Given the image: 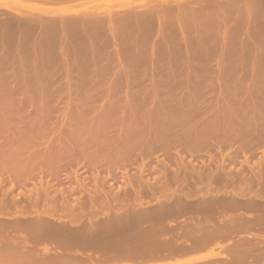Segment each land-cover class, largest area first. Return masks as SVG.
Returning a JSON list of instances; mask_svg holds the SVG:
<instances>
[{
  "label": "rangeland",
  "instance_id": "374dc122",
  "mask_svg": "<svg viewBox=\"0 0 264 264\" xmlns=\"http://www.w3.org/2000/svg\"><path fill=\"white\" fill-rule=\"evenodd\" d=\"M208 3L212 5L210 6ZM263 8L264 0H0V65L4 63L3 66L1 65L2 67H0V264H234V261L236 260L243 261V264H248V262L249 264H251L250 262H252V260L254 262L258 258V260L260 261L261 256L264 257V255H262V253L264 252V226L261 225L262 218H259L261 217V215H263V210L262 212L255 211V213L253 211H245H248L246 205L250 203L253 198L258 203H264V182H262V179L264 181V175H262L263 177H259L260 181L257 177L259 173L264 170V167L261 169L262 165L264 166V161H261L264 159V147L262 143L259 147L260 149L262 147L263 151L260 149L257 150V148L252 149V151L257 150L256 152H251V150H247L242 147L243 145L241 143L237 144L235 142H239L241 141V139L243 141V137L244 140H246L245 142H248L247 139H249V136H252L254 134L253 136L256 137L258 136L257 131H260V129L262 130V128L264 129V125L261 124L264 123V101H262V98L264 97H262L263 94L260 93L264 92V41L262 38V36H264ZM211 10L214 11V13ZM155 11L156 13H153L155 15L152 14V16H157L154 18L149 17L150 13ZM231 11L233 13H230ZM158 12L160 13V16L158 15ZM148 13L149 19L145 20L146 18H148L145 14ZM170 15L172 17L174 16L175 18L171 17L172 19L169 20ZM198 15L199 17L202 16V19H198ZM133 16L135 17L134 21L131 20L132 18H134ZM144 16L146 17L145 19ZM204 16L206 20H210L208 17H212L211 20L217 19L218 22L216 21L215 23L217 28L213 27L217 29V32H214L211 24H208L210 23V21H205ZM213 16L215 18H213ZM137 17H142L143 19H141L145 22L148 21L147 24L149 23V20L150 22L153 21L152 23H149V27L150 25L156 27L155 29L151 27V29L153 28V30H150V32L153 31L152 33H154V35H152V33L150 32H144L146 29H148L149 31V27L146 25V23H144L146 25V29L143 30V21L142 23H140ZM189 17L190 19L188 20ZM251 19L253 20L250 21ZM254 19L260 20L255 21ZM237 20H239L240 22H238ZM192 21H198L197 25L201 24L203 27L201 28V25H199L200 27L198 29V27H196V25L193 24ZM227 21H229V23ZM236 21L239 23V26ZM50 22L51 24L55 22V24L51 25ZM180 22L184 24L181 25ZM189 22H192L191 26H189ZM75 23H77L78 25ZM103 23L105 24V27L104 25H102ZM89 24L92 26L94 24V27L95 24L99 25L95 27L97 31ZM124 24H126L127 26ZM162 24L164 27H162ZM165 24H169L168 28ZM138 25L142 26L143 28H139ZM192 26L194 29L192 28ZM232 27H234L235 29H233ZM10 28H12L13 30H11ZM33 28L35 29V31L33 30ZM218 28L221 31H219ZM30 29L32 32H30ZM197 29L199 30V32ZM206 29H208L210 32H203V30L206 31ZM132 30L133 33L131 32ZM163 30L166 31V33H164ZM192 30H194V33ZM231 30H233L234 32H231ZM186 31H190L191 33H185ZM235 31L237 36L234 34ZM26 32L28 33V35ZM96 32L97 34L100 33L102 35H97ZM170 32H175L176 34ZM141 33L143 36H141ZM148 33L152 36H149ZM201 33H204L206 38H203L202 36L204 35H201ZM229 33L231 34L229 35ZM92 34H95L97 36ZM214 34L217 36H215V42L210 39L214 37ZM227 34L229 39H227ZM252 34H254L255 41ZM6 35L8 36V38H6ZM73 35H76V37ZM90 35L94 37H91ZM115 35L117 38H115ZM231 35L233 36L231 37ZM256 36L257 38L261 37L262 40H259V42H257L259 38L257 39ZM167 37L169 41L167 40ZM207 37L208 40L212 41L211 44L215 48L214 51L212 49L213 47L211 48L212 45L210 43V45L207 44ZM23 38H25L24 40L27 41H22ZM28 38H32L30 42H28ZM55 38L59 40H56ZM87 38L89 39V41H87ZM119 38L122 42H124L122 44L123 46L119 45L121 44ZM131 38L132 40L130 41ZM137 38L139 40L141 38H145L148 43L145 39V41H139ZM95 39H98L99 41ZM198 39L200 41L199 43L198 41H195ZM3 40H9L11 42H14L15 40L16 41L14 45H12L13 43L10 44L11 42L8 43L7 41L6 43L5 41L3 43ZM124 40H126L127 43ZM135 40L137 42H135ZM172 40L174 41L172 42ZM186 40L188 41L186 42ZM202 40L206 42L205 44L209 45L208 47H210L211 50L207 47L206 51L207 45L205 46ZM132 41H134L135 43ZM161 41L164 44L163 46L160 45L162 48L167 45V48L169 47V49H173L172 53L166 47L164 48V52L166 49L169 50V52L166 50V54L169 57L167 56V62L165 63V65L169 61H171L170 64H172L169 65L168 63L167 66H165L163 61L161 60V64L158 65L156 60V64L158 65L157 67L155 66V63L153 64V62H155V52L157 54L159 49L161 51V48L159 46ZM229 41H231V45ZM23 42L25 43L23 44ZM41 42H44L45 44H42ZM74 42L75 44L72 45V43ZM139 42H146L147 44L145 45L149 46V48H147L146 46L144 47V45L142 46L143 43L138 44ZM156 42H158V44ZM26 43H29V46L26 45ZM81 43H84L85 45ZM174 43L177 44L174 45ZM189 43L193 48H195V45H193L194 43L198 45V49L201 47L202 49H197L200 53L195 48V51L198 53L195 52V54L192 53V56H189L191 53L187 54V52H193L191 47H188ZM86 44L89 46H87ZM95 44L100 45L102 48L97 46L98 49H96ZM128 44L130 46V49L128 48ZM77 45L78 47H76ZM137 45H141V47ZM177 45L178 48L176 47ZM229 45L231 49L229 48ZM23 46H26L27 48H22ZM179 46H182V48H179ZM46 47V53H44L45 51L43 50V48ZM232 47L234 48V50L232 49ZM237 47H240L241 51ZM64 48L67 49V51H71L72 53L67 52L66 50H64ZM80 48L83 51H81ZM99 48L101 50H99ZM228 48L232 51V55H234L233 58L235 60L230 58L231 51H229ZM242 48L245 49L244 52L250 51L249 53H247V55L250 54V58L251 56H253V59L251 58L250 60V58H248L249 56L246 57V52L243 53ZM155 49H158V51L154 52ZM248 49L249 51H247ZM257 49L258 51H256ZM38 50L40 51V53L37 52ZM48 50H50V53L48 52ZM142 50L146 52L147 58H141V56L144 54V52H141ZM201 50L203 52H207V55L205 53L204 54L206 56L204 54L201 55V53H203L201 52ZM208 50H210L211 52H208ZM7 51L8 53H6ZM10 51L15 52L14 54H11ZM129 51H131L132 53H130ZM160 51L157 55L158 59L161 55ZM174 51H176V53H178L179 51V53L181 54L180 56V54L178 53L180 57L176 56L177 58L179 57L178 59H175L176 54L174 53ZM225 51H227L228 53H225ZM78 52L82 53L79 54ZM101 52L103 55L101 54ZM140 52L142 55L140 54ZM85 53L88 55H86ZM114 53L115 56L113 55ZM47 54H51V56L49 57ZM196 54H200L203 58L205 57L203 59V63L206 62L208 67L207 68L204 64L205 67L202 65V69L200 65V69H202L200 71H204L203 73H201V76H199V64H197V62H200L201 60H199L200 56L198 57V55ZM210 54L212 56L209 57L208 55ZM43 55L47 57H44ZM53 55L55 57H53ZM70 55H73L71 56L73 58H70ZM100 55H102L103 58ZM134 55L140 58L139 60L141 62L139 61V65L143 63L142 66L140 65L141 67L138 66V64L135 65L136 63L134 62L136 60L138 61V58L134 59ZM193 55H195V57L197 56L198 58V61H194L193 66H197L195 68L191 66V64L193 63L191 61L192 59H189L190 57H193V60H197ZM214 55L215 57H213ZM224 55H227L226 57H229L230 59H227ZM130 56L132 57V60L134 59L131 68H133L134 65V67L138 66L139 70L136 69L137 67L132 70L131 68L127 69L129 67V64H131L130 61H128L131 60ZM78 57L80 58V60L78 59ZM160 57L162 58V56ZM164 57H166L165 54ZM171 57L174 58V64L175 60L179 62L180 68L176 63V70H174L175 67L172 66L174 64ZM44 58L48 59L45 60ZM180 58H183V60H180ZM82 59L85 63H81L83 61ZM166 59L164 58V61ZM209 59H212V61ZM230 60H232V64ZM110 61L114 64L110 63ZM233 61L236 62L234 63ZM49 62L50 64H48ZM53 62H57V65L53 64ZM70 62H74V67ZM123 63H128L125 64L126 66H128L126 67ZM148 63H150V65ZM185 63L187 64L186 68H184ZM58 64L62 67H60ZM106 64L108 65L106 66ZM188 64H190L189 68ZM233 64H236L235 67ZM26 65L29 66L25 67ZM16 66L17 69H15ZM39 66L42 67V69L38 68ZM103 66H106L105 68L106 70H108V72H106ZM226 66L230 67H228L227 69ZM19 67H21L19 70H21L22 75L18 74ZM29 68L33 70L31 71L33 72V74L29 72ZM97 68L100 71H98ZM163 68H166L168 70L165 71ZM190 68L192 69V71ZM205 68L207 70H205ZM177 69H180V71H177ZM71 70L74 71L71 72ZM87 70H90L89 73ZM103 70L110 76L108 74L105 75ZM158 70H160V73ZM82 71L83 73H81ZM85 71L87 72L84 73ZM109 71H111V74ZM130 71H134L133 74L130 73ZM136 71L139 73H137ZM143 71L144 74L142 76ZM162 71L164 73H162ZM100 72L104 74L100 75ZM155 72L157 73L155 74ZM40 73H43L42 75L44 76H40ZM12 74L13 76L9 77ZM28 74L32 76L37 75V77L35 76V78L37 79L35 80V78H31V76H29ZM134 74H137V76H135ZM133 75L136 78H134ZM146 75H149L150 77L148 76V78ZM176 75H178V78L175 77ZM179 75L182 79H180ZM204 75L205 77H207V80ZM102 76H104V78L106 77L105 80ZM115 77L118 79V82H116L117 79H114ZM132 77L134 80L132 79ZM27 78L29 81H33L31 82L32 88L29 85L31 83L28 84V80H26ZM172 78L173 80L171 81ZM113 79L115 81H113ZM138 79L142 82H140ZM201 79L203 81L200 84L199 80ZM18 80L19 82L23 80V83L25 85L20 84L21 82L19 83ZM46 80L48 83L46 82ZM81 80H83V82ZM121 80L123 81V83ZM43 81L45 83H43ZM182 81L185 82L183 83ZM193 81H196L194 82L195 84H193ZM102 82H105V84L103 83V85ZM119 82L122 85L124 84V86L122 87ZM176 82H178V84ZM18 83L20 85H17ZM36 83L39 87H37ZM45 84H50L49 86L46 85L49 88L44 86ZM95 84L97 85L95 86ZM169 84V90H171V92L169 90L167 91V88L165 87V85L167 86ZM202 84L204 85L202 86ZM35 85L37 88H41L40 91H38ZM130 85L131 89H129ZM135 85L137 86V88ZM173 85L177 86L176 89L177 91L179 90L180 93H177L176 89H172L173 87L171 86ZM43 86L47 89H45ZM92 86L93 89H91ZM159 86L162 88L159 89ZM21 87L22 90L19 89ZM73 87L76 89H74ZM200 87L201 89H199ZM50 88L52 89L49 91L48 89ZM196 88L198 89L197 92H195L197 90ZM8 89L12 93H10ZM84 89L86 92L84 91ZM260 89L263 90L261 91ZM90 90H92V92ZM114 90H118L119 92H116ZM165 90L167 91V94ZM230 90L234 91L230 93L231 95L234 94V97L228 93V91L230 92ZM253 90H256V92H253ZM56 91L58 92L56 93ZM199 91L200 94L198 93ZM44 92L46 94L47 92H49V94L46 95ZM150 92L152 94H149ZM164 92L166 96L161 97L160 95L164 94L160 93ZM168 92L172 95L173 92L175 93V95L177 94L178 97L175 98L176 101L179 98L178 101L185 104L181 105L179 102L176 103L175 99L171 100V98H169V101L167 98V95L169 96ZM35 93L37 96L35 95ZM128 93H130L131 96L130 94L128 95ZM238 93L240 94L237 96ZM251 93L253 94V96H251ZM178 94H180L181 96H179ZM254 94L256 95L255 97ZM26 95L29 98L27 97L26 99ZM38 95H40V97ZM48 95H50V99L49 97L45 98V96ZM52 95L54 97H52ZM184 95H186L188 98L186 96L184 97ZM247 95L249 98L247 97ZM132 96L137 100H134ZM127 97L129 98L128 101L130 100L131 103L130 101L128 102L126 100ZM51 98L54 99L53 102ZM243 98L246 102H243ZM258 98H260L261 101H259ZM81 99L83 100L81 101ZM140 99L142 100L141 105H139L141 101ZM143 99L147 101H143ZM256 99H258V101ZM96 101H99L100 103ZM124 101L126 103H124ZM135 101H137L136 104L138 103L137 106H134ZM164 101L167 103H164ZM171 101H173L174 104ZM143 102L146 105L143 104ZM250 102L252 105L250 104ZM161 103H163L165 107ZM242 103L245 104L243 105ZM110 104L113 105L111 106ZM249 104L252 106V108ZM255 104L259 106H256ZM109 105L111 108H113V106H116V109L118 111L121 109L120 106L122 107V109L124 108L123 110H120L121 112L115 110L119 115V117L113 116L117 120V122L116 120H112L113 118L110 120V122H108V120L112 117L111 115L114 113V110L112 111V109H109ZM240 105H242L243 107ZM104 106L105 108H103ZM184 106H188V108H185ZM170 107H172V109L177 108L179 109V111H176V109L172 110ZM238 107L241 108L239 109ZM93 108L95 109L93 110ZM131 108H133L134 113L132 112L133 110ZM134 108L138 110L137 115H135L136 111ZM85 109H87L88 111L89 109H91V112H89L90 114L86 113L88 111H86ZM130 109L132 111H130ZM244 109H246V111ZM174 110L175 114L173 113ZM249 110L251 111L249 112ZM79 111L80 113H86V115H89L87 116L89 117L88 120H84L86 122L81 123L82 121H79V118H77ZM105 111L106 114L104 113ZM110 111L112 112V114L110 113ZM170 111L172 112L169 113ZM100 113L101 115L104 114V116L102 115V120L104 117H108V115L111 114L109 119L106 118L107 122L106 119H104L103 121H98L99 119H96V117L101 119ZM114 114L116 115V112ZM125 115L127 117L126 119H128L126 122H124ZM260 116L263 118L262 121ZM75 117L77 118L76 120ZM134 117L136 118V120L139 119V121H136ZM169 119L171 121H169ZM176 119H178V122L181 123H178ZM140 120L143 121L140 122ZM88 121L90 123H88ZM96 121H98L99 123L105 121L106 124H99ZM118 121H120V123ZM158 121L160 123V128H155V126L159 127V125H157L159 124ZM205 121H207L208 124ZM95 122L98 124V126H96ZM132 122L134 124H132ZM153 122H155L156 124ZM171 122L172 124H175V126H173ZM116 123L119 124L117 125ZM110 124L115 126H111ZM169 124H171L172 129H170L171 126H169ZM152 125L154 126L153 129ZM161 125H163L164 128ZM134 126L136 127V129ZM177 126L179 127L177 128ZM214 126L216 128H214ZM139 127L141 128V130ZM184 127L187 129V131ZM105 128H108L107 132ZM156 129H159V131L162 130V134H160L161 137L158 134L159 131ZM183 129L185 132L183 131ZM153 130L154 132L156 131L161 138L159 139L158 137H156V140H159L158 144L164 146V143H171L173 146L171 147V145L168 144L167 147L165 144L167 148L165 146V148H163V146L156 144L157 142L155 140V136L157 134H154L153 132V134L155 135L153 136L151 133ZM248 130L252 132L251 135H249L250 133L248 132ZM163 131L166 132V136L169 137H166V139L164 140H167L166 142H164L162 139V136L165 134ZM174 131H177V133ZM109 133H111V135L113 133L116 134L117 136H115V138L118 139L119 137L118 141L121 140V138L123 139V137L129 139V137H127L128 134L129 136L133 135L134 137H136V140L139 141L135 142V140H132L131 143H133L134 141L135 145H133L134 143L131 144V148L133 146L134 148H136V144L138 147V145H142L141 143H144L145 146H143L142 148L148 151V148H146V144L149 143L151 144L148 145L150 147L149 151L151 152L148 153L145 151L144 153H142V148L140 149L139 146L138 149H135L136 152H134L131 157L129 155L130 153H127L129 155V157L127 155L128 158L125 157L126 154L124 152L123 154H125V156L120 155L119 158V155L117 154L118 156H116L118 158H115L114 155V157H112L113 159H115H111V161H109L111 155L108 158V151L105 152L106 150L104 148V150L102 151L103 153L105 152V155H107L106 158H104L107 160L102 161L101 159L103 158L104 154H101L102 152H100L98 149L100 148L99 143L103 145L104 141L100 142V139H98V141L96 137L97 135H104L103 138L106 136L105 139L108 140L107 142H110L113 135L109 139ZM121 133L122 137H120ZM148 133H151V137L154 138H151L150 135L147 136ZM244 133L245 135H249L247 139H245L247 135L245 136ZM141 134H143L144 137L146 134V137L148 138H146L145 140L149 139L151 141L152 139H154L155 142H153L156 145L152 143V141L146 142L145 140H143V135L139 137ZM180 134L182 135L181 137ZM201 134L203 137L200 136ZM206 134L208 135L206 136ZM174 137L176 139H173ZM130 138L132 139V137ZM251 138L253 139V137ZM184 139L188 140L190 146H188L189 144L187 143V141H184ZM94 140H97L99 143ZM101 140L104 139L101 138ZM107 142H104V145L107 146ZM116 142L114 141V143H112L114 144L113 146H115ZM173 143L176 145L174 146ZM229 143L232 146H230ZM109 144L108 149L113 147L112 144L110 145L112 147H110ZM128 144L130 145V143ZM191 144L192 146H194L192 147ZM64 145L67 146L65 147ZM104 145L101 146L100 150L102 149V147H105ZM200 145L204 146V148L202 146L200 147L202 150L199 148ZM233 145H235L237 148ZM155 146L157 148L159 146L160 147L156 149ZM214 146H216V148H214ZM54 147L55 150H51L54 149ZM68 147L71 149L70 152L73 155L69 153ZM161 147L163 148V150ZM183 147L185 148L183 149ZM240 147L244 148V150L242 151V149H239ZM63 148L65 149V152L63 151ZM207 148H209V150ZM85 149L86 151L84 152ZM151 149H153V151ZM58 150L59 152L63 151L64 156L61 155L62 158L59 157L58 159H56L57 157L53 158L54 153H59L57 152ZM96 150L99 151V154L102 156H100L101 158L99 157V154L97 155ZM130 150H128V152ZM239 150L241 153H238ZM245 150H247L248 152ZM80 151H82V153H80ZM249 152H251V155ZM236 153H238V155ZM75 154L80 156L76 157ZM253 154L258 155L255 158ZM121 157H124L127 160L122 159ZM94 160H97V162H94ZM218 166L220 167V170ZM241 166L246 167L244 169ZM251 166L253 167L254 171L251 169ZM206 167H209L210 170L206 171ZM229 167H231V169ZM223 168L226 170V172H228L229 169L231 172H234L237 171L236 169L243 168L238 170L240 172V170H247L248 168H250L249 170H247L249 174L246 171H243V175L246 176V174H248V177H250L251 173L255 174V170L257 171L258 168L259 170L254 175L256 176V179H252L251 177L253 175L251 174L250 178L254 181H250L249 183L248 179L250 178L245 177L247 178V183H244L246 182L245 179L240 182L238 180L235 183V181H231L228 177L225 176L226 179L223 177L225 172ZM203 169L205 172L202 171ZM213 171L215 176L213 174ZM220 172L223 173V175ZM201 173L204 174L203 176H209L212 174L211 176L215 177H212L213 182L212 178L209 180L205 177V183H203V177V182H201L202 180L198 176ZM194 176H198L199 180L197 178L194 179ZM220 177L222 180H225L222 181ZM215 179L218 182H216ZM208 181L209 183H207ZM253 182L259 183H257L256 185ZM95 194L96 196L100 195V198H97ZM93 195L96 198H93ZM90 196H92V198ZM213 198H215L217 201L219 199L220 201H222V203L224 202V204L235 203L234 201H241L242 203L244 202V204L242 205L241 203V207L237 205L238 207H240L239 209L235 205V207L231 208V210H228L224 207H219L220 205L217 206V201L214 203L213 201L215 199L213 200ZM224 198H226L228 201H230L229 199H234L232 200V202H228ZM242 198H244L245 200ZM210 199L213 201H211ZM225 201H227L228 203H226ZM246 201L248 203L245 205ZM255 201L253 200V202ZM239 203L240 202H238L237 204ZM207 205L209 209L207 208ZM257 215L260 216H258L257 218ZM252 217H255V220H252ZM257 219L261 220L257 221ZM233 221L236 223L239 221L240 223L238 222L236 224ZM258 223L260 225H258ZM228 226L230 229L228 228ZM244 226L247 228H245ZM238 227L240 228L238 229ZM234 229H237L238 231H234ZM53 230L55 233L53 232ZM256 231L260 232L257 233ZM57 233L58 235H56ZM72 233L73 235H71ZM228 235H230L229 239H227ZM248 243L250 244V246ZM249 247L251 249H249ZM234 250L235 252H233ZM261 251L263 252L261 253ZM250 252L253 254V257ZM236 253L238 255H235ZM261 260V262L264 261V259Z\"/></svg>",
  "mask_w": 264,
  "mask_h": 264
},
{
  "label": "bare ground",
  "instance_id": "6f19581e",
  "mask_svg": "<svg viewBox=\"0 0 264 264\" xmlns=\"http://www.w3.org/2000/svg\"><path fill=\"white\" fill-rule=\"evenodd\" d=\"M236 1H237V0H236ZM250 2H251V1H250ZM208 4H209V3H208ZM188 5H189V4H188ZM209 5H210V4H209ZM211 5H212V4H211ZM211 5H210V6H211ZM262 5H263V4H262ZM220 6H222V5H220ZM228 6H229V5H228ZM255 6H256V5H255ZM172 7H173V6H172ZM213 7H214V6H213ZM224 7H225V6H224ZM236 7H237V6H236ZM252 7H254V6H252ZM261 7H262V6H261ZM163 8H164V7H163ZM169 8H170V7H169ZM167 9H168V7H167ZM212 9H213V8H212ZM173 10H175V9H173ZM228 10H229V9H228ZM230 10H231V9H230ZM254 10H255V9H254ZM263 10H264V8H263ZM211 11H212V10H211ZM222 11H223V8H222ZM167 12H168V11H167ZM169 12H170V10H169ZM194 12H195V11H194ZM194 12H193V13H194ZM198 12H199V11H198ZM198 12H197V13H198ZM207 12H208V11H207ZM212 12L214 13V11H212ZM153 13H156V11H155V12H151V13H150L151 16L149 15V13H148V14H145V15H147L146 17H148V15H149V17L154 18V17H156L157 15H156V16H152ZM213 13H212V14H213ZM230 13H233V12L231 11ZM159 14H160V13L158 12V15H159ZM172 14H173V13H172ZM204 14H205V13H204ZM209 14H210V12H209ZM218 14H220V13H218ZM242 14H244V13H242ZM242 14H241V15H242ZM153 15H155V14H153ZM165 15H166V13H165ZM180 15H181V14H180ZM159 16H160V15H159ZM159 16H158V19H159ZM168 16H169V15H168ZM182 16H183V14H182ZM182 16H181V17H182ZM185 16H186V15H185ZM214 16H215V15H214ZM214 16H213V18H215ZM122 17H123V16H122ZM127 17H128V16H127ZM129 17H130V16H129ZM133 17H134V16H133ZM146 17L144 16V19H145ZM149 17L146 18L145 20H148ZM171 17H172V16L170 15L169 20L172 19V18H175L174 16H173L172 18H171ZM181 17H180V18H181ZM187 17H188V16H187ZM192 17H193V16H192ZM195 17H196V15H195ZM198 17H199V15H198ZM207 17H208V16H207ZM218 17H219V16H218ZM125 18H126V16H125ZM131 18H132V17H131ZM141 18H142V17H140V18L137 17V19H139L140 23H142V21H143V24L146 23V25H147L148 27H149V23H152V22H153V21L150 22V20H149V23L147 24L148 21L145 22L144 20H142L143 18H142V19H141ZM160 18H161V17H160ZM182 18H183V17H182ZM184 18H185V17H184ZM204 18H205V16H204ZM208 18L210 19V20L207 19L208 22L210 21V23H208V24H211L212 29H213L214 32H215L217 29H215V28H213V27H216V24H215V23H216L217 19H216V20H214V19L211 20L212 17H208ZM251 18H252V17H251ZM253 18H254V17H253ZM256 18H257V17H256ZM167 19H168V18H167ZM177 19H178V18H177ZM186 19H187V18H186ZM189 19H190V17L188 18V20H189ZM191 19H192V18H191ZM195 19H197V18H195ZM198 19H202V16L199 17ZM220 19H221V18H220ZM89 20H90V19H89ZM93 20H94V19H93ZM103 20H104V19H103ZM115 20H117V19H115ZM131 20L134 21V20H135V17L132 18ZM152 20H153V19H152ZM178 20H179V19H178ZM203 20H204V19H203ZM207 20H206V18H205V21H207ZM224 20H225V19H224ZM252 20H253V19H251L250 21H252ZM254 20H255V21H259L260 19H259V20L254 19ZM100 21H101V20H100ZM132 21H131V22H132ZM185 21H187V20H185ZM185 21H184V22H185ZM211 21H212V22H211ZM213 21H214V22H213ZM237 21L240 22L239 20H237ZM237 21H236V23H238ZM88 22H89V21H88ZM115 22H116V21H115ZM117 22H118V21H117ZM192 22H193V21H192ZM192 22H189V26H191V23H192ZM194 22H196V21H194ZM194 22H193V24H195L196 27H198V29H199V27H200L199 25H201V24H198V25H197L198 21H197L196 23H194ZM217 22H218V21H217ZM220 22H221V21H220ZM227 22L229 23V21H227ZM227 22H226V23H227ZM241 22H242V21H241ZM16 23H17V22H16ZM77 23H78V22H77ZM77 23H75V24H77ZM89 23H90V22H89ZM129 23H130V22H129ZM180 23H181V22H180ZM187 23H188V22H187ZM206 23H207V22H206ZM212 23H213V24H212ZM42 24H43V23H42ZM50 24H51V22H50ZM54 24H55V22H54L53 24H51V25H54ZM96 24H97V23H96ZM96 24H95V27H97V26L100 25V23H99V25H96ZM143 24H142V26H143ZM182 24H184V23H181V25H182ZM203 24H204V22H203ZM263 24H264V23H263ZM11 25H12V24H11ZM13 25H14V24H13ZM51 25H50V26H51ZM77 25H78V24H77ZM89 25H90V24H89ZM102 25H104V27H105V24H104V23H103ZM118 25H119V24H118ZM124 25H126V24H124ZM146 25L144 24V26H143L144 28H143L142 26H139V25H138V26H139V28L141 27V28H143V30H145V29H146V27H145ZM156 25H157V24H156ZM165 25H166V27L168 28V25H169V24H165ZM174 25H175V24H174ZM213 25H214V26H213ZM220 25H221V23H220ZM226 25H227V24H226ZM244 25H245V24H244ZM244 25H243V27H244ZM250 25H251V24H250ZM20 26H22V25H20ZM29 26H30V25H29ZM90 26L93 27V28H95V27H94V24H93V26H92V25H90ZM126 26H127V25H126ZM132 26H133V25H132ZM211 26H210V27H211ZM234 26H235V25H234ZM238 26H239V23H238ZM257 26H259V25H257ZM13 27H14V26H13ZM27 27H28V26H27ZM86 27H87V26H86ZM86 27H85V28H86ZM104 27H103V28H104ZM120 27H121V26H120ZM123 27H124V26H123ZM148 27H147V28H148ZM151 27H153V26L150 25V27H149V31H148V29H146L147 31L145 30L144 32H150V30H153V28H154V29L156 28V27L154 26V27L151 29ZM160 27H161V24H160ZM162 27H164L163 24H162ZM166 27H165V28H166ZM169 27H170V26H169ZM202 27H203V26L201 25V28H202ZM218 27H220V26H218ZM249 27H251V26H249ZM30 28H31V27H30ZM38 28H39V27H38ZM98 28H99V27H98ZM101 28H102V27H101ZM114 28H115V27H114ZM130 28H131V27H130ZM165 28H164V29H165ZM171 28H172V26H171ZM184 28H185V27H184ZM186 28H187V27H186ZM192 28H193V26H192ZM216 28H217V27H216ZM221 28H222V27H221ZM232 28L235 29L234 27H232ZM258 28H259V27H258ZM1 29H2V28H1ZM10 29L13 30L12 28H10ZM24 29H25V28H24ZM53 29H56V28H53ZM76 29H77V28H76ZM117 29H118V28H117ZM124 29H125V28H124ZM187 29H188V28H187ZM190 29H191V28H190ZM193 29H194V28H193ZM198 29H197V30H198ZM218 29H219V28H218ZM11 30H10V31H11ZM33 30L35 31L34 28H33ZM80 30H81V29H80ZM80 30H79V31H80ZM95 30H96V28H95ZM101 30H102V29H101ZM120 30H121V29H120ZM126 30H127V29H126ZM128 30H129V28H128ZM160 30H161V29H160ZM172 30H173V29H172ZM174 30H175V29H174ZM176 30H177V29H176ZM185 30H186V29H185ZM185 30H184V31H185ZM188 30H189V29H188ZM261 30H262V27H261ZM86 31H87V30H86ZM96 31H97V30H96ZM104 31H105V30H104ZM106 31H107V30H106ZM114 31H115V30H114ZM116 31H118V30H116ZM134 31H135V30H134ZM163 31H164V30H163ZM190 31H191V30H190ZM190 31H189V32L186 31L185 33H191ZM192 31H193V33H194V30H192ZM207 31L210 32L208 29H206V31L203 30V32H207ZM219 31H221V30L219 29ZM251 31H252V29H251ZM253 31H254V29H253ZM13 32H14V31H13ZM30 32H32L31 29H30ZM44 32H46V31H44ZM71 32H73V31H71ZM131 32L133 33V30H132ZM142 32H143V31H142ZM152 32H153V31H151L150 33H152ZM175 32H176V31H175ZM175 32H170V33H173V34H174ZM178 32H179V31H178ZM198 32H199V30H198ZM211 32H212V31H211ZM216 32H217V31H216ZM227 32H229V31H227ZM231 32H234V31L231 30ZM26 33H27V32H26ZM50 33H51V32H50ZM69 33H70V31H69ZM101 33H102V32H101ZM120 33H121V32H120ZM126 33H127V32H126ZM164 33H166V31H164ZM212 33H213V32H212ZM251 33H253V32H251ZM251 33H250V34H251ZM263 33H264V32H263ZM263 33H262V35H263ZM23 34H24V33H23ZM56 34H57V33H56ZM59 34H60V33H59ZM83 34H84V33H83ZM96 34H97V32H96ZM117 34H118V33H117ZM127 34H128V33H127ZM135 34H136V33H135ZM139 34H140V33H139ZM139 34H138V35H139ZM148 34H149V33H148ZM175 34H176V33H175ZM199 34H200V33H199ZM205 34H206V33H205ZM230 34H231V33H229V35H230ZM234 34L236 35V31H235ZM234 34H233V35H234ZM237 34H238V32H237ZM255 34H256V33H255ZM27 35H28V33H27ZM27 35H25V36H27ZM92 35H95V34H92ZM97 35H102V34L98 33ZM97 35H95V36H97ZM106 35H107V34H106ZM119 35H120V34H119ZM152 35H154V33H152ZM152 35L149 34V36H152ZM163 35H164V34H163ZM187 35H188V34H187ZM201 35H204V33H203V34L201 33ZM209 35H210V34H209ZM233 35H231V37H232ZM256 35H257V34H256ZM6 36H7V35H6ZM23 36H24V35H23ZM46 36H48V35H46ZM73 36L76 37V35H73ZM90 36H91V35H90ZM133 36H134V35H133ZM141 36H143L142 33H141ZM188 36H189V35H188ZM192 36H193V34H192ZM213 36H214V37H213ZM213 36H212L213 38H210L209 36H208V37H209L211 40L214 41V39H215L217 36H216L215 34H214ZM215 36H216V37H215ZM236 36H237V35H236ZM250 36H251V35H250ZM252 36H253V38H254V34H252ZM252 36H251V37H252ZM258 36H259V33H258ZM9 37H10V36H9ZM91 37H94V36H91ZM99 37H100V36H99ZM101 37H103V36H101ZM104 37H105V35H104ZM109 37H110V36H109ZM118 37H119V36H118ZM121 37H122V36H121ZM127 37H128V36H127ZM127 37H126V38H127ZM168 37H169V36H168ZM168 37H167V40L169 41ZM172 37H173V36H172ZM176 37H177V36H176ZM202 37L204 38L205 35L202 36ZM208 37H207V39H206V40L208 41L207 44H209V43L211 44L212 41H211V40H208ZM227 37H228V34H227ZM6 38H8V36H7ZM15 38H17V37H15ZM21 38H22V36H21ZM72 38H73V37H72ZM115 38H117L116 35H115ZM122 38H123V37H122ZM129 38H130V35H129ZM132 38H133V37H132ZM132 38L130 39V41L132 40ZM145 38H146V33H145ZM145 38H143V39L141 38L140 40H139L138 38H137V39H138L139 41H142V40H144ZM169 38H170V37H169ZM173 38H174V37H173ZM178 38H179V37H178ZM190 38H191V37H190ZM205 38H206V37H205ZM256 38H257V36H256ZM258 38H259V39H258ZM258 38H257L258 41L256 40L257 42H259V40H262V38H263V41H264V36H262V38H261V37H258ZM10 39H11V38H10ZM12 39H13V37H12ZM24 39H25V38H23L22 41H23ZM28 39H29V38H28ZM31 39H32V38H30L28 42H30ZM55 39H56V38H55ZM110 39H111V38H110ZM123 39H124V38H123ZM123 39H122V40H123ZM127 39H128V38H127ZM135 39H136V38H135ZM152 39H153V37H152ZM160 39H161V38H160ZM170 39H171V38H170ZM227 39H229V37H228ZM0 40H1V39H0ZM44 40H45V39H44ZM47 40H48V39H47ZM56 40H59V39H56ZM62 40H63V39H62ZM70 40H72V39H70ZM95 40H98V39H95ZM116 40H117V39H116ZM145 40H146V39H145ZM145 40H144V41H145ZM147 40H148V37H147ZM147 40H146V41H147ZM165 40H166V39H165ZM165 40H164V41H165ZM167 40H166V41H167ZM176 40H177V39H176ZM178 40H179V39H178ZM203 40H205V39H203ZM203 40H202V41H203ZM215 40H216V39H215ZM244 40H245V39H244ZM246 40H247V39H246ZM4 41H5V43H6V41H7L8 43L11 42V41H9V40H3L2 42L4 43ZM15 41H16V40H15ZM15 41H14V42L12 41L10 44L13 43L12 45H14ZM22 41H21V42H22ZM24 41H27V40H24ZM87 41H89L88 38H87ZM87 41H86V42H87ZM98 41H99V40H98ZM98 41H97V42H98ZM107 41H109V40H107ZM119 41H121L120 38H119ZM124 41L126 42V40H124ZM151 41H152V40H151ZM151 41H150V42H151ZM173 41H174V40H172V42H173ZM187 41H188V40H186V42H187ZM189 41H190V39H189ZM193 41H194V40H193ZM195 41H196V42L198 41V43L200 42L199 39H198V40H195ZM209 41H210V42H209ZM219 41H220V39H219ZM247 41H248V40H247ZM254 41H255V38H254ZM37 42H38V41H37ZM68 42H72V41H68ZM128 42H129V41H128ZM132 42H134V41H132ZM135 42H137V41L135 40ZM135 42H134V43H135ZM158 42H159V40H158ZM158 42H156V43L158 44ZM170 42H171V41H170ZM203 42H204V41H203ZM214 42H215V41H214ZM214 42H213V43H214ZM217 42H218V41H217ZM229 42H230V45H231V41H229ZM0 43H1V41H0ZM3 43H2V44H3ZM8 43H7V44H8ZM24 43H25V42H23V44H24ZM41 43H42V44H45L44 42H41ZM54 43H55V42H54ZM57 43H58V42H57ZM93 43H94V42H93ZM123 43H124V42L121 41V44H119V45H122ZM126 43H127V42H126ZM142 43H143V44H142ZM142 43L139 42L138 44H142V46L144 45V47H145V46H146L145 44H147L148 41H147V43H146V42H142ZM156 43H155V44H156ZM205 43H206V42H204V44H205ZM218 43H219V42H218ZM249 43H250V42H249ZM23 44H22V45H23ZM28 44H29V43H26V45H28ZM73 44H75V42L72 43V45H73ZM76 44H77V42H76ZM78 44H79V43H78ZM81 44H84V43H81ZM88 44H89V43H88ZM131 44H132V43H131ZM136 44H137V43H136ZM176 44H177V43H176ZM176 44L174 43V45H176ZM186 44H187V43H186ZM207 44H205V46H206ZM210 44H209V45H210ZM227 44H229V43H227ZM245 44H246V43H245ZM256 44H257V43H256ZM84 45H85V44H84ZM86 45H87V44H86ZM95 45H96V44H95ZM149 45H150V44H149ZM160 45H161V46L164 45V44L162 43V41H161V43L159 44V46H160ZM181 45H182V44H181ZM193 45H195V48H196V50H197V49H198V48H197L198 45H196V43H194ZM209 45L206 46V51H207V47H208ZM211 45H212V44H211ZM214 45H215V44H214ZM230 45H229V48H230ZM16 46H17V45H16ZM28 46H29V45H28ZM44 46H46V45H44ZM79 46H81V45H79ZM87 46H89V45H87ZM91 46H92V45H91ZM97 46L101 47L100 45H96V49H98ZM122 46H123V45H122ZM125 46H126V45H125ZM134 46H135V44H134ZM137 46H140V47H141V45H137ZM154 46H155V45H154ZM157 46H158V45H157ZM161 46H160L161 51H160V49H159L158 47H156V46H155V47L158 48L159 51L161 52V53H160L161 55H160V54H159V55L162 56V58L159 56V59H158V56H157V55H158L159 51H158V49H157V50L155 49L154 52H155V51H158V53L156 54V52H155V56H156V57H155V62H153V64H154V63L156 64V60H157L158 65H160V64H161L160 62H161V60H162L163 63H164V65H165V63L167 62V59H166V58H167V56H168V55L166 54V52H167V51L169 52V50L172 52V50H173V49H169V47L167 48V47H166L167 45H166V46H164V48L166 47V48L169 49V50L166 49L167 51L165 50V52H164V48H162ZM168 46H169V45H168ZM182 46H183V45H182ZM182 46H181V47L179 46V48H182ZM187 46H188V45H187ZM199 46H200V44H199ZM18 47H19V46H18ZM31 47H33V46H31ZM42 47H43V46H42ZM76 47H78V45H77ZM110 47H111V46H110ZM132 47H133V46H132ZM146 47L149 48V46H146ZM172 47H173V46H172ZM176 47L178 48V45H177ZM188 47H191V49L193 50V52H187V54H188V53H191L189 56H192V53L195 54V52H196V51H195V48H193L192 45L190 46V43H189V46H188ZM212 47H213V45L211 46V48H212ZM218 47H219V46H218ZM246 47H248V46H246ZM250 47H251V46H250ZM22 48H25V49H26L27 47H26V46H25V47L23 46ZM29 48H30V47H29ZM37 48H39V47H37ZM70 48H71V47H70ZM101 48H102V47H101ZM120 48H121V46H120ZM123 48H124V47H123ZM125 48H126V47H125ZM128 48L130 49L129 44H128ZM133 48H134V47H133ZM186 48H187V47H186ZM208 48L211 50L210 47H208ZM229 48H228V49H229ZM237 48H238V47H237ZM244 48H245V47H244ZM252 48H253V47H252ZM12 49H13V48H12ZM12 49H11V50H12ZM30 49H31V48H30ZM46 49H47V47H46V48H43V50L45 51L44 53H46ZM72 49H73V48H72ZM72 49H71V50H72ZM96 49H95V50H96ZM200 49H202V48L200 47L198 50H200ZM212 49H213V51H214L215 48L213 47ZM230 49H231V48H230ZM230 49H229V51H231ZM232 49L234 50L233 47H232ZM238 49L241 51L240 47H239ZM242 49H243V48H242ZM246 49H247V48H246ZM249 49H250V48H249ZM249 49H248L247 51H249ZM0 50H1V49H0ZM5 50H6V49H5ZM22 50H23V49H22ZM64 50L67 51V49H65V48H64ZM75 50H78V49H75ZM80 50H81V48H80ZM99 50H101V49L99 48ZM124 50H125V49H124ZM126 50H127V49H126ZM140 50H141V49H140ZM143 50H144V49H143ZM143 50L141 51L142 53L146 50V48H145L144 51H143ZM147 50H148V49H147ZM162 50H163V51H162ZM198 50H197V51H198ZM210 50H208V52H211ZM239 50H238V51H239ZM244 50H245V49H243V53L246 52V51L244 52ZM252 50H253V49H252ZM49 51H50V50H48V52H49ZM51 51H52V50H51ZM81 51H83V50H81ZM86 51H87V50H86ZM102 51H103V50H102ZM122 51H123V50H122ZM138 51H139V49H138ZM148 51H149V50H148ZM148 51H147V52H148ZM179 51H180V50H179ZM179 51H178V53H179ZM188 51H189V49H188ZM213 51H212V52H213ZM217 51H218V50H217ZM253 51H254V50H253ZM256 51H258V49H257ZM10 52H11V51H10ZM10 52H9V53H10ZM14 52H15V51H14ZM14 52L12 51L11 54H12V53L14 54ZM37 52L40 53L39 50H38ZM67 52H71V51H67ZM94 52H95V51H94ZM111 52H112V51H111ZM125 52H127V51H125ZM129 52L132 53L131 51H129ZM129 52H128V53H129ZM133 52H134V51H133ZM141 52H140V54H141ZM185 52H186V51H185ZM198 52H199V51H198ZM198 52H196V53H198ZM201 52H203V51L201 50ZM234 52H235V51H234ZM249 52H250V51H249ZM249 52H246V53H245V54H246V55H245L246 57L249 56L248 58H250V54L247 55V53H249ZM6 53H8V51H7ZM21 53H23V52H21ZM28 53H29V52H28ZM49 53H50V52H49ZM49 53H48V54H49ZM63 53H64V52H63ZM71 53H72V52H71ZM78 53H79V52H78ZM81 53H82V52H81ZM81 53H79V54H81ZM103 53H104V52H103ZM137 53H138V52H137ZM163 53L166 55V57H164V54H163ZM172 53H173V52H172ZM174 53L176 54V55H175V59H176V58H177L176 56H179V55H178V53H176V51H174ZM181 53H182V50H181ZM199 53H200V52H199ZM204 53L206 54L207 52H203V53H201V55H203ZM213 53H214V52H213ZM217 53H218V52H217ZM225 53H228V52L225 51ZM48 54H47V55H48ZM75 54H76V53H75ZM85 54H86V53H85ZM101 54H102V52H101ZM105 54H106V50H105ZM124 54H125V53H124ZM140 54H137V55H140ZM168 54H169V53H168ZM170 54H171V53H170ZM179 54H180V53H179ZM183 54H184V52H183ZM205 54H204V55H205ZM208 54H209V53H208ZM211 54H212V53H211ZM211 54L208 55V56H209V57L212 56ZM214 54H215V53H214ZM229 54H230V52H229ZM229 54H228V56H229ZM263 54H264V53H263ZM5 55H6V54H5ZM8 55H9V54H8ZM28 55H29V54H28ZM68 55H69V54H68ZM86 55H88V54H86ZM96 55H97V54H96ZM102 55H103V54H102ZM102 55H100V56L103 58ZM113 55L115 56V53H114ZM130 55H131V54H130ZM141 55H142V54H141ZM144 55H145V56H144ZM146 55H147L146 52H144V54L141 56V58H142V57H146V58H147ZM148 55H149V54H148ZM172 55H174V54H172ZM185 55H186V54H185ZM196 55H198V57L200 56L199 60L202 61V62H201V61H200V62H197V64H199V65H198V66H199V70H198V71H200V70L203 69V68H202V65L204 66V64H205V66L207 67V64H206V62L203 63V59H204L205 57H204V58L201 57L200 54H196ZM206 55H207V54H206ZM206 55H205V56H206ZM236 55H237V54H236ZM43 56H44V55H43ZM48 56L50 57L51 54L48 55ZM59 56H60V55H59ZM71 56H73V55H70L69 57H70V58H73V57H71ZM82 56H83V54H82ZM97 56H98V55H97ZM134 56H135V55H134ZM180 56H181V54H180ZM180 56H179V57H180ZM187 56H188V55H187ZM193 56L195 57V55H193ZM224 56L226 57L227 55H224ZM230 56H231V57H230L231 59H234V58H233L234 55H232V51H231V55H230ZM39 57H40V56H39ZM44 57H47V56H44ZM53 57H55V56L53 55ZM53 57H52V58H53ZM87 57H88V56H87ZM109 57H111V56H109ZM121 57H122V56H121ZM126 57H127V56H126ZM132 57H133V55H132ZM132 57L130 56L131 60H132ZM135 57H136V56H135ZM135 57H134V59H137V58H138V56H137L136 58H135ZM168 57H169V56H168ZM179 57H178V58H179ZM213 57H215V55H214ZM252 57H253V56H251V58H252ZM258 57H259V56H258ZM258 57H257V58H258ZM260 57H261V56H260ZM59 58H60V57H59ZM156 58H157V59H156ZM160 58H161V59H160ZM164 58L166 59L165 61H164ZM178 58H177V59H178ZM195 58H196L197 60H193V57H192V58H191V57L189 58V59H192L191 61L193 62V63L191 62V63H192L191 66L194 65V61H198L197 56H196ZM226 58H227V57H226ZM230 58L228 57L227 59H230ZM235 58H236V57H235ZM248 58H246V59H248ZM251 58H250V60H251ZM262 58H263V57H262ZM39 59H40V58H39ZM44 59H45V58H44ZM47 59H48V58H46L45 60H47ZM78 59L80 60L79 57H78ZM125 59H126V58H125ZM134 59H133L132 61L127 59V60L130 61V63H131V64H129V67H128L127 69L131 68V65H132V62L134 61ZM139 59H140V58H138V61L136 60L137 62L135 61L134 63H136L135 65L138 64V66H140V65L142 66L143 63L139 65V61H140ZM171 59H172V62H173L174 58L171 57ZM171 59H168V60H171ZM181 59L183 60V58H180V60H181ZM184 59H185V58H184ZM224 59H225V58H224ZM244 59H245V58H244ZM252 59H253V58H252ZM70 60H72V59H70ZM82 60H83V59H82ZM88 60H89V59H88ZM95 60H96V59H95ZM104 60H105V59H104ZM141 60H142V59H141ZM143 60H146V59H143ZM158 60H159V62H158ZM209 60L212 61V59H209ZM234 60H235V59H234ZM50 61H51V60H50ZM52 61H55V60H52ZM59 61H60V59H59ZM90 61H91V60H90ZM128 61H127V62H128ZM189 61H190V60H189ZM189 61H188V62H189ZM207 61H208V59H207ZM227 61H228V60H227ZM231 61H232V60H230V62H231ZM26 62H27V61H26ZM39 62H40V61H39ZM44 62H45V61H44ZM47 62H48V61H47ZM122 62H123V61H122ZM140 62H141V61H140ZM142 62H143V61H142ZM144 62H145V61H144ZM170 62H171V61L168 62L169 65L172 64V63L170 64ZM230 62H229V65H230ZM233 62L235 63L236 61H233ZM23 63H25V62H23ZM60 63H62V62H60ZM70 63L73 64L74 62H70ZM81 63H85L84 60H83ZM99 63H102V62H99ZM108 63H109V62H108ZM110 63H113V62L110 61ZM128 63H129V62H128ZM128 63H125V64H128ZM134 63H133V64H134ZM168 63H167V64H168ZM176 63L178 64V66H179V68H180L179 62L176 61V60H175V64H174V62H173L174 65H172V66H174V67L177 66ZM183 63H184V62H183ZM195 63H196V62H195ZM202 63H203V64H202ZM246 63H248V62H246ZM3 64H4V63H2L1 65L3 66ZM48 64H50V62H49ZM53 64L57 65V62H53ZM87 64H88V63H87ZM113 64H114V63H113ZM123 64H124V63H123ZM125 64H124V65H125ZM144 64H145V63H144ZM146 64H147V63H146ZM148 64L150 65V63H148ZM167 64H166L165 66H167ZM197 64H196V65H197ZM208 64H209V63H208ZM227 64H228V63H227ZM231 64H232V62H231ZM1 65H0V67H2ZM24 65H25V64H24ZM36 65H38V64H36ZM58 65H59V64H58ZM81 65H82V64H81ZM84 65H85V64H84ZM99 65H100V64H99ZM107 65H108V64H106V66H107ZM110 65H111V64H110ZM158 65L156 64L155 66L158 67ZM162 65H163V64H162ZM183 65H184V64H183ZM189 65H190V64H188V68L190 67ZM200 65H201V68H202V69H200ZM233 65H234V64H233ZM235 65H236V64H235ZM235 65H234V67H235ZM238 65H239V64H238ZM257 65H258V64H257ZM19 66H20V65H19ZM28 66H29V65H26L25 67H28ZM59 66L62 67L61 65H59ZM65 66H66V65H65ZM72 66L74 67V64H73ZM106 66H103V67L105 68ZM119 66H120V65H119ZM125 66H126V65H125ZM127 66H128V65H127ZM127 66H126V67H127ZM138 66H136V67H137V68H136V67H134V65H133V68H131V70L134 69V68L138 69ZM141 66H140V67H141ZM145 66H146V65H145ZM186 66H187V64L185 63V67H184V68H186ZM205 66H204V67H205ZM218 66H219V65H218ZM243 66H244V65H243ZM255 66H256V65H255ZM30 67H31V66H30ZM52 67H53V66H52ZM174 67H173V68H174ZM193 67H194V66H193ZM193 67H192V68H193ZM195 67H197V66H195ZM195 67H194V68H195ZM226 67H227V69H228V67H230V66H226ZM244 67H245V66H244ZM257 67H258V66H257ZM20 68H21V67L18 68V71H19L18 74H21V75H22L21 70H19ZM31 68H32V67H31ZM38 68H41V69H42V67H40V66H39ZM70 68H71V66H70ZM99 68H100V66H99ZM101 68H102V67H101ZM160 68H161V67H160ZM207 68H208V67H207ZM224 68H225V67H224ZM263 68H264V67H263ZM15 69H17V66L15 67ZM29 69H30V68H29ZM74 69H75V68H74ZM102 69H103V68H102ZM108 69H109V68H108ZM156 69H157V68H156ZM156 69H155V71H156ZM158 69H159V68H158ZM163 69H164L165 71L168 70V69H166V68H163ZM190 69H191V68H190ZM97 70H98V68H97ZM105 70H106V68H105ZM113 70H115V69H113ZM138 70H139V69H138ZM148 70H149V67H148ZM174 70H176V67L174 68ZM183 70H186V69H183ZM205 70H207V69L205 68ZM209 70H210V69H209ZM18 71H17V72H18ZM31 71H33V70L30 69L29 72H31ZM72 71H74V70H71V72H72ZM87 71H88V70H87ZM87 71H85L84 73H86ZM89 71H90V70H89ZM89 71H88V73H89ZM98 71H100V70H98ZM111 71H112V70H111ZM111 71H109L110 74H111ZM134 71H135V70H134ZM134 71H133V72H134ZM140 71H141V69H140ZM144 71H145V70H144ZM144 71H143V73H142V76H143V74H144ZM146 71H147V70H146ZM158 71H159V73H160V70H158ZM177 71H180V69H179V70L177 69ZM191 71H192V69H191ZM211 71H212V70H211ZM103 72H104V70H103ZM106 72H108V70H106ZM125 72H126V71H125ZM133 72L130 71V73H132V74H133ZM136 72H137V71H136ZM193 72H195V71H193ZM196 72H197V71H196ZM203 72H204V71H203ZM203 72L200 71V75H199V76H201V73H203ZM206 72H208V71H206ZM36 73H37V72H36ZM36 73H35V74H36ZM81 73H83V71H82ZM100 73H101V72H100ZM104 73H105V72H104ZM104 73H101L100 75H102V74H104ZM137 73H139V72H137ZM156 73H157V72H155V74H156ZM159 73H158V74H159ZM162 73H164V72L162 71ZM213 73H214V71H213ZM31 74H33V72H31ZM40 74H41V73H40ZM42 74H43V73H42ZM42 74H41L40 76H44V75H42ZM45 74H46V73H45ZM98 74H99V73H98ZM106 74H108V73H105V75H106ZM124 74H125V73H124ZM147 74H149V73H147ZM176 74H177V73H176ZM178 74H179V73H178ZM184 74H185V73H184ZM191 74H192V73H191ZM205 74H206V73H205ZM28 75H29V74H28ZM54 75H55V74H54ZM64 75H65V74H64ZM108 75H109V74H108ZM108 75H107V77H108ZM120 75H121V74H120ZM130 75H131V74H130ZM134 75H135V74H134ZM134 75H133V76H134ZM169 75H170V74H169ZM207 75H208V74H207ZM12 76H13V74H12L11 76H9V77H12ZM17 76H18V75H17ZM19 76H20V75H19ZM29 76H31V78H33V79L35 78V76L37 77V75H33V76H32V75H29ZM29 76H28V77H29ZM98 76H99V75H98ZM109 76H110V75H109ZM131 76H132V75H131ZM135 76H137V74H136ZM135 76H134V78H136ZM146 76H147V75H146ZM148 76H149V75H148ZM148 76H147V77H148ZM177 76H178V75H176L175 77H177ZM181 76H182V75H181ZM190 76H191V75H190ZM202 76H203V75H202ZM14 77H15V76H14ZM50 77H51V76H50ZM52 77H53V76H52ZM71 77H72V76H71ZM84 77H85V76H84ZM86 77H88V76H86ZM100 77H101V76H100ZM102 77L104 78V76H102ZM121 77H122V76H121ZM149 77H150V76H149ZM149 77H148V78H149ZM156 77H157V75H156ZM159 77H160V75H159ZM179 77H180V75H179ZM182 77H183V76H182ZM184 77H185V76H184ZM197 77H198V76H197ZM204 77H205V75H204ZM31 78H30V79H31ZM53 78H54V77H53ZM93 78H94V77H93ZM93 78H92V79H93ZM98 78H99V77H98ZM105 78H106V77H105ZM105 78H104V80H105ZM118 78H119V77H118ZM177 78H178V77H177ZM192 78H193V76H192ZM192 78H191V80H192ZM205 78H206V80H207V77H205ZM9 79H11V78H9ZM36 79H37V78H35V80H36ZM84 79H86V78H84ZM114 79L116 80L117 78L115 77ZM114 79H113V81H115ZM121 79H122V78H121ZM132 79H133V77H132ZM175 79H176V78H175ZM180 79H182V78L180 77ZM15 80H16V79H15ZM19 80H20V77H19ZM19 80H18V82H19ZM26 80H28V78H27ZM97 80H98V79H97ZM101 80H102V79H101ZM106 80H107V79H106ZM133 80H134V79H133ZM136 80H137V79H136ZM138 80H139V79H138ZM172 80H173V78L171 79V81H172ZM189 80H190V79H189ZM194 80H195V79H194ZM81 81L83 82V80H81ZM86 81H87V80H86ZM119 81H120V80H119ZM121 81H122V80H121ZM139 81L142 82L141 80H139ZM139 81H138V83H139ZM143 81H144V80H143ZM148 81H149V80H148ZM199 81H200V84H201V82H202L203 80L201 79V80H199ZM199 81H198V82H199ZM2 82H3V81H2ZM8 82H10V81H8ZM20 82H21V83H20ZM20 82H19L20 84H22V85L24 84V83H23V80L20 81ZM31 82H33V81H29V80H28V84L31 83ZM46 82H47V80H46ZM116 82H118V79H117ZM157 82H158V81H157ZM178 82H179V81H178ZM178 82H176V83L178 84ZM182 82H183V81H182ZM184 82H185V81H184ZM184 82H183V83H184ZM194 82H196V81H193V84H195ZM19 83H18L17 85H20ZM38 83H39V81H38ZM43 83H45V82L43 81ZM47 83H48V82H47ZM88 83H89V82H88ZM96 83H97V82H96ZM103 83L105 84V82H102V84H103ZM114 83H115V82H114ZM122 83H123V81H122ZM129 83H130V82H129ZM143 83H145V82H143ZM159 83H161V82H159ZM163 83H164V82H163ZM179 83H180V82H179ZM183 83H182V84H183ZM2 84H3V83H2ZM10 84H13V83H10ZM26 84H27V82H26ZM104 84H103V85H104ZM112 84H113V83H112ZM119 84H120L122 87L124 86V84L122 85L120 82H119ZM166 84H167V83H166ZM191 84H192V83H191ZM197 84H198V83H197ZM200 84H199V85H200ZM24 85H25V84H24ZM29 85H30V87H31V86H32V83L29 84ZM36 85H37V87H39L37 83H36ZM36 85H35V87H36ZM46 85H47V84H45L44 86H46ZM49 85H50V84H49ZM49 85H47V86H49ZM79 85H80V84H79ZM96 85H97V84H95V86H96ZM100 85H101V84H100ZM114 85H115V84H114ZM114 85H112V86H114ZM116 85H117V84H116ZM139 85H140V84H139ZM144 85H145V84H144ZM159 85H160V84H159ZM163 85H164V84H163ZM203 85H204V84H202V86H203ZM44 86H43V87H44ZM47 86H46V87H47ZM121 86H119V87H121ZM135 86H136V85H135ZM169 86H170V84L167 85V86L165 85V87L167 88V91L170 89ZM6 87H7V86H6ZM17 87H18V86H17ZM23 87H24V86H23ZM35 87H34V88H35ZM37 87H36V88H37ZM50 87H51V86H50ZM97 87H98V86H97ZM119 87H118V88H119ZM128 87H129V86H128ZM165 87H163V88H165ZM171 87H173L172 89H176L177 86L173 85V86H171ZM174 87H175V88H174ZM31 88H32V87H31ZM44 88H45V87H44ZM47 88H49V87H47ZM47 88H45V89H47ZM73 88H74V87H73ZM112 88H114V87H112ZM116 88H117V87H116ZM134 88H135V87H134ZM136 88H137V86H136ZM141 88H142V87H141ZM146 88H147V87H146ZM160 88H162V87L159 86V89H160ZM197 88H198V86H197ZM197 88H196V89H197ZM1 89H2V87H1ZM3 89H4V88H3ZM19 89L22 90V87L19 88ZM23 89H24V88H23ZM29 89H30V88H29ZM37 89H38V91H40L41 88H40V89L37 88ZM51 89H52V88H50V89H48V90L50 91ZM66 89H67V88H66ZM74 89H76V88H74ZM82 89H83V88H82ZM91 89H93V86H92ZM98 89H99V88H98ZM121 89H122V88H121ZM121 89H120V90H121ZM129 89H131V85H130V88H129ZM132 89H133V88H132ZM191 89H192V88H191ZM191 89H190V90H191ZM199 89H201V87H200ZM8 90H9V89H8ZM32 90H33V89H32ZM32 90H31V91H32ZM62 90H64V89H62ZM96 90H97V88H96ZM111 90H112V89H111ZM163 90H164V89H163ZM182 90H183V89H182ZM182 90H181V91H182ZM260 90L262 91L263 89H260ZM2 91H5V90H2ZM9 91H10V90H9ZM19 91H20V90H19ZM19 91H18V92H19ZM31 91H29V92H31ZM46 91H47V90H46ZM58 91H60V90H58ZM58 91H56V93H57ZM84 91H85V89H84ZM88 91H89V90H88ZM90 91L92 92V90H90ZM114 91H116V90H114ZM114 91H113V92H114ZM117 91H118V90H117ZM117 91H116V92H117ZM132 91H133V90H132ZM154 91H155V89H154ZM165 91H166V90H165ZM167 91H166V94H167ZM169 91L171 92V90H169ZM191 91H192V90H191ZM197 91H198V89H197L195 92H197ZM232 91H233V90H230V92L228 91V93L230 94V93H232ZM235 91H236V90H235ZM7 92H8V91H7ZM34 92H35V91H34ZM72 92H73V91H72ZM81 92H82V91H81ZM85 92H86V91H85ZM113 92H112V93H113ZM118 92H119V91H118ZM121 92H122V91H121ZM138 92H139V91H138ZM141 92H142V89H141ZM174 92H175V91H174ZM174 92H173V95H172L171 93L168 92V93H169V96H172V97H173V98H172V97H169V96L167 95V98H168L169 101H170L169 98H171V100H173V99H175L176 97H178L177 94L175 95L176 92H177V93H178V92L180 93V91H179V90L177 91V89H176V92H175V93H174ZM233 92H234V91H233ZM238 92H239V90H238ZM250 92H251V91H250ZM253 92H256V90H255V91L253 90ZM258 92H259V91H258ZM3 93H4V92H3ZM8 93H9V92H8ZM10 93H12V92L10 91ZM10 93H9V94H10ZM19 93H20V92H19ZM21 93H22V92H21ZM23 93H24V92H23ZM36 93H37V92H36ZM36 93H35V95H36ZM38 93H39V92H38ZM44 93H45V92H44ZM198 93L200 94V91H199ZM260 93L263 94V96H262V95H260V96L264 97V92H260ZM31 94H32V93H31ZM45 94H46V93H45ZM47 94H49V92H47ZM47 94H46V95H47ZM86 94H87V93H86ZM86 94H85V95H86ZM98 94H100V93H98ZM102 94H104V93H102ZM129 94H130V93H128V95H129ZM143 94H144V93H143ZM149 94H152V93L150 92ZM160 94H164V95H160L161 97H162V96H163V97L166 96V95H165V92H164V93H160ZM170 94H171V95H170ZM239 94H240V93H238L237 96H238ZM251 94H252V93H251ZM256 94H257V93H256ZM4 95H6V94H4ZM73 95H74V94H73ZM73 95H72V96H73ZM96 95H97V94H96ZM114 95H116V94H114ZM178 95L181 96L180 94H178ZM230 95H231V94H230ZM233 95H234V94H233ZM233 95H231V96H233ZM235 95H236V93H235ZM36 96H37V95H36ZM38 96L40 97V95H38ZM49 96H50V95L45 96V98H47V97H49ZM88 96H90V95H88ZM102 96H104V95H102ZM130 96H131V94H130ZM133 96H134V95H133ZM133 96H132V97H133ZM138 96H139V95H138ZM158 96H159V95H158ZM174 96H175V97H174ZM182 96H183V94H182ZM185 96H186V95H184V97H185ZM251 96H253V94H252ZM255 96H256V95L254 94V97H255ZM258 96H259V95H258ZM0 97H1V96H0ZM5 97H6V96H5ZM8 97H9V96H8ZM27 97H28V96L26 95V99H27ZM52 97H54V96L52 95ZM57 97H58V95H57ZM145 97H146V96H145ZM151 97H152V95H151ZM186 97H187V96H186ZM229 97H230V96H229ZM233 97H234V96H233ZM247 97H248V95H247ZM6 98H7V97H6ZM28 98H29V97H28ZM88 98H89V97H88ZM100 98H102V97H100ZM139 98H141V97H139ZM167 98H165V99H167ZM187 98H188V97H187ZM187 98H185V99H187ZM231 98H232V97H231ZM231 98H230V99H231ZM236 98H237V97H236ZM248 98H249V97H248ZM256 98H257V97H256ZM1 99H2V98H1ZM9 99H10V98H9ZM49 99H50V97H49ZM51 99H52V98H51ZM83 99H84V96H83ZM83 99H81V101H82ZM122 99H123V98H122ZM128 99H129V98L127 97L126 100L128 101ZM133 99H134V100H137V99H135V97H133ZM145 99H146V98H145ZM145 99H143V101H147V100H145ZM150 99H151V98H150ZM180 99H181V98H180ZM234 99H235V98H234ZM234 99H232V100H234ZM237 99H238V98H237ZM243 99H244V98H243ZM258 99H259V101H261L260 98H258ZM258 99H256V100L258 101ZM262 99H263L262 101H264V98H262ZM2 100H3V99H2ZM35 100H36V99H35ZM53 100H54V99H52V102H53ZM126 100H125V101H126ZM140 100H141V99H140ZM178 100H179V98H178ZM178 100L176 101V99H175L176 103L179 102ZM232 100H231V101H232ZM28 101H29V100H28ZM36 101H37V100H36ZM49 101H51V100H49ZM125 101H124V103H126ZM129 101H130V100H129ZM129 101H128V102H129ZM132 101H133V100H132ZM166 101H167V100H166ZM184 101H185V100H184ZM184 101H181V102H184ZM221 101H222V99H221ZM244 101H245V99L243 100V102H244ZM250 101H251V100H250ZM0 102H1V101H0ZM96 102L100 103L99 101H96ZM136 102H137V101L134 102V103H135L134 106H135V105H136V106L138 105V103L136 104ZM141 102H142V100L140 101L139 105H141ZM167 102H168V101H167ZM167 102L164 101V103H167ZM171 102L174 104L173 101H171ZM235 102H236V101H235ZM239 102H240V101H239ZM245 102H246V101H245ZM247 102H248V101H247ZM80 103H81V102H80ZM92 103H93V102H92ZM98 103H97V104H98ZM130 103H131V101H130ZM146 103H147V102H146ZM179 103H180V102H179ZM179 103H178V104H179ZM233 103H234V101H233ZM261 103H262V102H261ZM263 103H264V102H263ZM95 104H96V103H95ZM107 104H108V103H107ZM113 104H114V103H113ZM113 104H110V105L112 106ZM143 104H145V103L143 102ZM150 104H151V103H150ZM161 104H163V103H161ZM173 104H172V105H173ZM180 104L182 105L183 103H180ZM184 104H185V103H184ZM184 104H183V105H184ZM239 104H240V103H239ZM242 104H243V103H242ZM244 104H245V103H244ZM244 104H243V105H244ZM250 104H251V102H250ZM250 104H249V105H250ZM256 104H257V103H256ZM256 104H255V105H256ZM91 105H92V104H91ZM110 105H109V107H110ZM145 105H146V104H145ZM176 105H177V104H176ZM234 105H235V103H234ZM251 105H252V104H251ZM251 105H250V107L252 108ZM263 105H264V104H263ZM93 106H94V105H93ZM122 106H123V105H122ZM129 106H130V104H129ZM163 106H164V104H163ZM230 106H231V105H230ZM240 106H242V105H240ZM256 106H259V105H256ZM260 106H261V104H260ZM114 107H115V108H114ZM147 107H148V106H147ZM164 107H165V106H164ZM176 107H177V106H176ZM179 107H180V106H179ZM184 107H185V108H186V107L188 108V106H184ZM228 107H229V106H228ZM242 107H243V106H242ZM245 107H246V106H245ZM95 108H96V107H95ZM95 108H93V110H94ZM101 108H102V107H101ZM103 108H105V106H104ZM107 108H108V105H107ZM113 108H114V109H113ZM113 108L110 107L109 109H110V110L112 109V111L114 110L113 112H114V113L116 112V115H115L114 113L112 114L111 111H110V113H111L112 115H111V114L108 115V113H109V109H108V113H107L108 117H104L103 120L106 119V118L109 119V118H110V115H111L112 117L108 120V122H110V120H111L112 118H113L112 120H116V119L114 118L115 116L119 117L118 112L122 109V107L120 106L121 109H120L119 111L116 109V106H113ZM155 108H156V107H155ZM159 108H160V107H159ZM170 108L172 109V107H170ZM238 108H239V107H238ZM240 108H241V107H240ZM240 108H239V109H240ZM83 109H84V108H83ZM123 109H124V108H123ZM123 109H122V110H123ZM125 109H126V108H125ZM131 109L133 110V108H131ZM131 109H130V111H132ZM134 109H135V108H134ZM137 109H138V107H137ZM157 109H158V108H157ZM173 109H176V111H177V110L179 111V109H177V108H173ZM173 109H172V110H173ZM246 109H247V108H246ZM246 109H244V110L246 111ZM85 110L88 111L87 109H85ZM105 110H106V109H105ZM115 110H117L118 112L115 111ZM128 110H129V109H128ZM155 110H156V109H155ZM80 111H81V110H80ZM80 111H79V113H78L77 118H79V121H80V120L82 121L81 123L86 122V121H84V120H85V119L88 120V118H89V117H87V116H89V115H86V113L90 114L89 112H91V109H89V111L86 112V113H80ZM95 111H96V110H95ZM102 111H103V109H102ZM135 111H136L135 115H137V111H138V110L135 109ZM146 111H147V110H146ZM180 111H181V110H180ZM183 111H184V110H183ZM242 111H243V110H242ZM250 111H251V110H249V112H250ZM252 111H253V110H252ZM120 112H121V111H120ZM127 112H129V111H127ZM132 112L134 113V110H133ZM171 112H172V111H170L169 113H171ZM174 112H175V110L173 111V113H174ZM104 113L106 114V111H105ZM124 113H125V112H124ZM167 113H168V111H167ZM176 113H177V112H176ZM244 113H245V112H244ZM131 114H132V113H131ZM174 114H175V113H174ZM252 114H253V113H252ZM252 114H251V115H252ZM85 115H86V116H85ZM100 115H101V113H100ZM102 115L104 116V114H102ZM102 115H101V119H100V118H97V117H96V119H99L98 121H101V120H102ZM107 115H105V116H107ZM127 115H128V114H127ZM145 115H146V114H145ZM153 115H154V114H153ZM179 115H180V114H179ZM181 115H182V114H181ZM113 116H114V117H113ZM129 116H130V115H129ZM147 116H148V114H147ZM157 116H158V115H157ZM263 116H264V115H263ZM122 117H123V116H122ZM124 117H125V118H124V122H126L128 119H126V118H127L126 115H125ZM131 117H132V116H131ZM131 117H130V118H131ZM135 117H137V116H135ZM135 117H134V119L136 120ZM144 117H145V116H144ZM152 117H153V116H152ZM161 117H162V114H161ZM173 117H175V116H173ZM176 117H177V116H176ZM77 118L75 117V120H76ZM128 118H129V117H128ZM145 118H146V117H145ZM164 118H165V117H164ZM177 118H178V117H177ZM252 118H253V117H252ZM255 118H256V117H255ZM260 118H261V121H262L263 118H262L261 116H260ZM107 119H106V122H107ZM146 119H147V118H146ZM151 119H152V118H151ZM151 119H150V120H151ZM49 120H50V119H49ZM103 120H102V121H103ZM119 120H121V119H119ZM143 120H144V119H143ZM143 120H142V121H143ZM176 120H177V122H178V119H176ZM257 120H258V119H257ZM90 121H91V118H90ZM98 121H96V122L99 123ZM122 121H123V120H122ZM129 121H130V120H129ZM136 121H139V119L136 120ZM142 121L140 120V122H142ZM154 121H155V120H154ZM163 121H164V120H163ZM169 121H171V120L169 119ZM261 121H260V122H261ZM96 122H95V124H96V126H98V124H97ZM106 122H105V121H104V122H100L99 124H101V123H105V124H106ZM116 122H117V120H116ZM118 122L120 123V121H118ZM130 122H131V121H130ZM133 122H134V121H133ZM133 122H132V124H134ZM140 122H139V123H140ZM161 122H162V121H161ZM173 122H174V121H173ZM205 122H207V121H205ZM209 122H210V121H209ZM250 122H251V121H250ZM258 122H259V121H258ZM77 123H78V121H77ZM88 123H90V122L88 121ZM88 123H87V124H88ZM93 123H94V122H93ZM111 123H112V122H111ZM113 123H114V122H113ZM119 123H118V124H119ZM128 123H129V122H128ZM153 123H155V122H153ZM158 123H159V121H158ZM167 123H169V122H167ZM178 123H181V122H178ZM203 123H204V122H203ZM251 123H252V122H251ZM256 123H257V122H256ZM116 124H117V123H116ZM118 124H117V125H118ZM143 124H144V122H143ZM155 124H156V123H155ZM162 124H163V122H162ZM171 124H172V122H171ZM171 124H169V126H171ZM207 124H208V122H207ZM261 124L264 125V123H261ZM79 125H81V124H79ZM103 125H104V124H103ZM110 125H111V126H115V125H112V124H110ZM128 125H129V124H128ZM135 125H136V124H135ZM157 125H159V127H158V126H157V127L155 126V128H160V123L157 124ZM163 125H164V124H163ZM163 125H161V126H163ZM165 125H166V124H165ZM172 125L175 126V124H172ZM204 125H205V124H204ZM209 125H210V124H209ZM85 126H89V125H85ZM105 126H106V125H105ZM129 126H130V125H129ZM136 126H137V125H136ZM139 126H140V125H139ZM143 126H144V125H143ZM143 126H142V127H143ZM145 126H146V125H145ZM212 126H213V125H212ZM212 126H210V127H212ZM253 126H254V125H253ZM134 127H135V126H134ZM140 127H141V126H140ZM140 127H139V128H140ZM153 127H154V126L152 125V129H153ZM178 127H179V126H177V128H178ZM257 127H259V126H257ZM261 127H262V125H261ZM87 128H88V127H87ZM109 128H110V127H109ZM126 128H127V127H126ZM128 128H129V127H128ZM149 128H150V127H149ZM155 128H154V130H155ZM163 128H164V126H163ZM163 128H162V129H163ZM175 128H176V127H175ZM182 128H183V127H182ZM182 128H181V129H182ZM184 128H185V127H184ZM201 128H205V127H201ZM201 128H200V129H201ZM208 128H209V127H208ZM214 128H216V127L214 126ZM224 128H225V127H224ZM92 129H93V128H92ZM102 129H103V128H102ZM107 129H108V128H107ZM107 129L105 128L106 132H107ZM135 129H136V127H135ZM145 129H146V128H145ZM168 129H169V128H168ZM170 129H172V126L170 127ZM185 129H186V128H185ZM196 129H199V128H196ZM196 129H195V130H196ZM255 129H256V128H255ZM83 130H84V129H83ZM113 130H114V129H113ZM127 130H128V129H127ZM140 130H141V128H140ZM146 130H147V129H146ZM154 130L151 132L153 136H155L154 134H157V132H156V131L154 132ZM156 130L159 131V129H156ZM163 130H164V129H163ZM179 130H180V129H179ZM92 131H93V130H92ZM118 131H119V130H118ZM131 131H132V130H131ZM138 131H139V130H138ZM138 131H137V133H138ZM143 131H144V130H143ZM161 131H162V130H161ZM161 131H159V133H158L159 135L162 134ZM165 131H166V130H165ZM171 131H172V130H171ZM183 131H184V129H183ZM186 131H187V129H186ZM188 131H189V130H188ZM210 131H211V129H210ZM116 132H117V131H116ZM116 132H114V133H116ZM153 132H154V134H153ZM160 132H161V133H160ZM163 132H164V131H163ZM174 132L177 133V131H174ZM184 132H185V131H184ZM203 132H204V131H203ZM248 132L250 133L249 135L252 134V132H251L250 130H248ZM248 132H247V134H248ZM257 132H258V134H257L258 136H256V137L253 136L254 134H253L252 136H249V135L246 134L247 137H245V139H247L248 136H249V139H247L248 142H245L246 140H244V137H243V141H242V139H241V141H239V142L237 141V142H235V143H237V144H238V143H239V144L241 143V144L243 145L242 147H244L245 149H247V150H251V152H254V151L256 152L257 150L260 149V147H259L260 144L263 143V147H264V129L262 128V130L260 129V131L258 130ZM111 133H112V132H111ZM111 133H109V134H110L109 139H110L111 136L113 135L114 137L112 136V139H111V141H113V142H111V141H110V142H107L108 140L105 139L106 136L103 138V136L105 135V133H104V135H99V136L97 135V137L95 136L97 140L100 139V142H101V141H104L105 143L107 142V146L104 145V142H103V145H104L105 147H102V149L100 150L101 146H103V145H102L101 143L98 142L99 140H98V141H97V140H94V141H96V142L99 143L100 148H99L98 150H99L100 152H102L101 154H104V155H103V158L101 159L102 161H103V160H104V161L107 160V159H104V158H106L107 155H108V158H109V156L111 155L110 160L108 159L109 161H111V159L114 160L115 158H118V157L120 158V155L125 156V154H126L125 157H127V155H128L129 153H130L129 155H130V157H131V155H133V153L136 152V150H135L136 148L138 149V147L140 146L139 148L141 149L143 146H145L144 143H141V142H143V141H141V142H139V143H141L142 145H138V147H137V144H136V146H135L136 148H134L133 145H135V142H136V141H139V140H136V137H134L133 135H132V136H129V134H128L127 137H129V139H126V137H123V139L121 138V140H119V141H120V142H119V141H118L119 137H118V139H116L115 136H117V135L114 134V133L111 135ZM124 133H125V132H124ZM124 133H123V134H124ZM146 133H147V132H146ZM151 133H148L147 136L150 135ZM164 133H165V134L162 136L163 141L166 139V137H168V136H166V135H167L166 132H164ZM200 133H202V132H200ZM205 133H206V132H205ZM205 133H204V134H205ZM208 133H209V132H208ZM245 133H246V132H245ZM245 133H244V135H245ZM253 133H255V132H253ZM66 134H67V133H66ZM94 134H95V133H94ZM94 134H93V135H94ZM96 134H97V133H96ZM106 134H107V133H106ZM158 134L155 136V140H156V137H158L159 139H161V138H160L161 135H160V137H159ZM210 134H211V133H210ZM85 135H86V134H85ZM121 135H122V133L120 134V137H122ZM142 135H143V134H141L139 137H141ZM173 135H174V134H173ZM207 135H208V134H206V136H207ZM246 135H245V136H246ZM66 136H67V135H66ZM100 136H101V138L104 139V140H101ZM124 136H125V135H124ZM164 136H165V138H164ZM181 136H182V135L180 134V137H181ZM197 136H198V135H197ZM200 136H202V134H201ZM206 136H204V137H206ZM89 137H90V136H89ZM98 137H99V138H98ZM130 137H132V139H131ZM150 137H151V135H150ZM150 137H149V138H150ZM177 137H178V136H177ZM202 137H203V136H202ZM251 137H253V139H252ZM67 138H68V137H67ZM69 138H70V137H69ZM113 138H114V139H113ZM146 138H148V137H146V134H145V137H144V135H143V138H142V139L145 140ZM151 138H154V137H151ZM168 138H169V137H168ZM215 138H216V137H215ZM71 139H72V138H71ZM87 139H88V138H87ZM107 139H108V138H107ZM130 139H131V140H130ZM137 139H138V138H137ZM139 139H140V138H139ZM173 139H176V138L174 137ZM180 139H181V138H180ZM206 139H207V138H206ZM116 140H117V142H119V143H117ZM132 140H135V142L133 141L134 144L131 143ZM177 140H178V138H177ZM200 140H201V139H200ZM217 140H219V139H217ZM249 140H250V141H249ZM94 141H93V143H94ZM114 141L116 142V143H115V146H113L114 144H112V143H114ZM128 141H130V142H128ZM145 141L148 142V141H150V140L148 139V140H145ZM151 141H152V143L155 142L154 139H152ZM151 141H150V142H151ZM153 141H154V142H153ZM158 141H159V140H158ZM158 141L156 140V142H157L156 144L159 143ZM166 141H167V140H166ZM166 141H164V142H166ZM168 141H169V140H168ZM173 141H175V140H173ZM173 141H172V142H173ZM179 141H180V140H179ZM184 141H187V143H188V140H185V139H184ZM192 141H194V140H192ZM71 142H74V141H71ZM84 142H85V141H84ZM164 142H163V143H164ZM229 142H230V141H229ZM98 143H96V144H98ZM109 143H110V144H109ZM128 143H130V145H129ZM175 143H176V142H175ZM198 143H199V142H198ZM200 143H201V142H200ZM235 143H234V144H235ZM100 144H101V145H100ZM108 144H109V146L112 144L113 147L110 146V147H112V148L108 149ZM127 144H128V145H127ZM131 144H133V145H132V146H133L132 148H133L134 151H133L132 148L130 147ZM143 144H144V145H143ZM154 144H155V143H154ZM156 144H155V145H156ZM165 144H166V143H164V146H165ZM168 144L171 145V147L173 146L171 143H167V144H166L167 147H168ZM173 144H174V143H173ZM188 144H189L188 146H190V143H188ZM193 144H194V143H193ZM203 144H204V143H203ZM206 144H207V143H206ZM218 144H219V143H218ZM231 144H232V143H231ZM148 145H151V144H149V143L146 144V148H148V151H147L146 149L144 150V149L142 148V151H141L142 153H144L145 151L148 152V153L151 152V151H149L150 147H149ZM152 145H153V144H152ZM158 145L163 146V145H161V144H158ZM175 145H176V144H174V146H175ZM186 145H187V144H186ZM208 145H209V144H208ZM210 145H211V144H210ZM229 145H230V143H229ZM229 145H228V146H229ZM36 146H37V145H36ZM64 146L66 147L67 145H64ZM92 146H94V145H92ZM99 146H98V147H99ZM126 146H127V147H126ZM147 146H148V147H147ZM160 146H159V147H160ZM164 146H163V148L166 147V146H165V147H164ZM181 146H182V144H181ZM181 146H179V147H181ZM183 146H184V145H183ZM191 146H192V144H191ZM193 146H194V145H193ZM193 146H192V147H193ZM195 146H196V145H195ZM197 146H198V145H197ZM201 146H202V145H200L199 148H200ZM211 146H212V145H211ZM216 146H217V145H216ZM216 146H214V148H216ZM230 146H232V145H230ZM233 146H235V145H233ZM257 146H258V147H257ZM261 146H262V145H261ZM81 147H82V146H81ZM86 147H87V146H86ZM129 147L131 148V150H130ZM155 147H156V146H155ZM159 147H158V148H159ZM167 147H166V148H167ZM176 147H177V146H176ZM202 147L204 148V146H202ZM218 147H219V146H218ZM218 147H217V148H218ZM235 147H236V146H235ZM242 147H240L239 149H242V151H243L244 148H242ZM49 148H50V147H49ZM56 148H57V147H56ZM68 148H69V147H68ZM87 148H88V147H87ZM104 148H105V150H106L105 152L108 151V152H107L108 154L106 153L107 155H105V152L103 153V151H102V150H104ZM158 148L156 147V149H158ZM161 148H162V147H161ZM161 148H160V149H161ZM163 148H162V150H163ZM184 148H185V147H183V149H184ZM196 148H197V147H196ZM212 148H213V147H212ZM219 148H220V147H219ZM233 148H234V147H233ZM236 148H237V147H236ZM257 148H258V149H257ZM63 149H64V148H63ZM197 149H198V148H197ZM200 149H201V148H200ZM205 149H206V147H205ZM207 149L209 150V148H207ZM252 149H257V150L252 151ZM51 150H55V147H54V149H51ZM70 150H71V149L69 148V153H71ZM98 150H96V151H97V155L99 154V151H98ZM128 150H130V151L132 152V154H131L130 151L128 152ZM151 150L153 151V149H151ZM164 150H165V149H164ZM201 150H202V149H201ZM247 150H245V151H247ZM260 150L263 151L262 147H261ZM63 151L65 152V149H64ZM63 151H62V152H59V150H58L57 152H59V153H61V154H59V153H58V154H55V153H54V157H53V158H56V157H57L56 159H58L59 157L62 158L61 155L64 156V152H63ZM85 151H86V149L84 150V152H85ZM235 151H236V150H235ZM54 152H56V151H54ZM76 152H77V151H76ZM124 152H125V154H123ZM247 152H248V151H247ZM251 152H249L250 155H251ZM69 153H67V154H69ZM80 153H82V151H80ZM119 153H120V154H119ZM127 153H128V154H127ZM238 153H241L240 150L238 151ZM238 153H236V154L238 155ZM244 153H246V152H244ZM51 154H52V153H51ZM71 154H72V153H71ZM71 154H70V155H71ZM77 154H78V153H77ZM77 154H75L76 157H77V156H80V155H77ZM90 154H92V153H90ZM117 154H118L119 156H118ZM262 154H263V153H262ZM58 155H60V156H58ZM72 155H73V154H72ZM83 155H84V154H83ZM93 155H94V154H93ZM114 155H115V158L113 159ZM116 155H117L118 157H117ZM129 155H128V157H129ZM257 155H258V154H257ZM257 155H254V154H253V156H254L255 158L257 157ZM51 156H52V155H51ZM84 156H85V155H84ZM100 156H101V155L99 154V157H100ZM104 156H105V157H104ZM112 156H113V157H112ZM263 156H264V155H263ZM70 157H71V156H70ZM73 157H74V156H73ZM101 157H102V156H101ZM101 157H100V158H101ZM128 157H127V158H128ZM27 158H28V157H27ZM27 158H26V159H27ZM67 158H68V157H67ZM82 158H83V157H82ZM121 158H122V159H125L124 157H121ZM246 158H247V157H246ZM252 158H253V157H252ZM259 158H260V157H259ZM51 159H52V158H51ZM122 159H121V160H122ZM130 159H131V158H130ZM262 159H263V158H262ZM62 160H64V159H62ZM83 160H84V159H83ZM92 160H93V158H92ZM125 160H127V159H125ZM247 160H248V159H247ZM81 161H82V160H81ZM261 161H264V159L261 160ZM53 162H55V161H53ZM92 162H93V161H92ZM94 162H97V160H94ZM94 162H93V163H94ZM116 162H117V161H116ZM33 163H34V162H33ZM35 163H36V162H35ZM89 163H90V162H89ZM224 163H225V162H224ZM263 163H264V162H263ZM104 164H105V163H104ZM114 164H115V163H114ZM116 164H117V163H116ZM222 164H223V163H222ZM260 164H261V163H260ZM100 165H101V164H100ZM100 165H99V166H100ZM109 165H110V164H109ZM223 165H224V164H223ZM226 165H227V164H226ZM255 165H256V164H255ZM261 165H262V164H261ZM106 166H107V165H106ZM220 166H221V165H220ZM227 166H228V165H227ZM247 166H248V165H247ZM253 166H254V165H253ZM100 167H101V166H100ZM110 167H111V166H110ZM209 167H210V166H209ZM209 167H208V168H207V167L205 168L206 171H209V170H210ZM216 167H217V166H216ZM218 167H219V166H218ZM241 167H243V168L245 169L246 166H241ZM249 167H250V166H249ZM254 167H255V166H254ZM263 167H264V166L262 165L261 169H262ZM229 168L231 169V167H229ZM229 168H227V169H229ZM243 168H239V169H243ZM207 169H208V170H207ZM212 169H213V166H212ZM223 169H224V168H223ZM230 169H229L228 172H226V170L224 169V171H225V172H224V175H223V173H221V172H220V173L223 175V177H224L225 179H226V177H228L231 181H235V183H236V181H238V180H239V182H240V181H243V179L246 180L247 178H250V177H251V174H252V173H251V174H250V177H248L249 172H247V170H249L250 168H248L247 170H240V172H242V173H240V172L238 171L239 169H236V168H235L237 171H234V170H233L234 172H231ZM233 169H234V168H233ZM251 169L253 170V167H252V166H251ZM254 169H255V168H254ZM256 169H257V168H256ZM193 170H194V169H193ZM214 170H216V169H214ZM219 170H220V167H219ZM219 170H218V171H219ZM221 170H222V169H221ZM258 170H259V168H258ZM258 170H257V171H258ZM197 171H198V170H197ZM202 171H204V169H203ZM243 171H246L248 174H246V176L243 175ZM253 171H254V170H253ZM253 171H251V172H253ZM257 171L255 170V174L257 173ZM204 172H205V171H204ZM235 172H236V173H235ZM258 173H259V172H258ZM190 174H191V173H190ZM206 174H207V173H206ZM208 174H209V173H208ZM210 174H211V173H210ZM213 174H214V171H213ZM255 174H254V173L252 174V175H253V176L251 177L252 179H256V178H255L256 176H254ZM194 175H195V174H194ZM196 175H197V174H196ZM203 175H204L203 173H201V174L198 175L199 178H200L201 180H202V177H203V178L205 177V178H207V179H209V180H210L212 177L215 178V177H214L215 174H214V176H211L212 174L209 175V176H203ZM218 175H219V174H218ZM262 175H264V170H262L261 173H259V175H258L257 177H258V178H259V177H263ZM192 176H193V175H192ZM198 176H197V177L194 176V179H195V178L198 179ZM225 176H226V177H225ZM174 177H175V175H174ZM179 177H180V176H179ZM190 177H191V176H190ZM223 177H222V178H223ZM245 177H247V178H245ZM177 178H178V177H177ZM181 178H182V177H181ZM181 178H180V179H181ZM205 178L203 179L204 182H203V180H202L201 182L205 183ZM213 178H212V182H213ZM251 178L248 179L249 183H250V181H251V182L254 181V180H251ZM188 179H190V178H188ZM197 179H196V180H197ZM220 179H221V177H220ZM225 179H223V180H225ZM241 179H242V180H241ZM139 180H140V178H139ZM198 180H199V179H198ZM215 180H216V179H215ZM218 180H219V179H218ZM221 180H222V179H221ZM223 180H222V181H223ZM245 180H244V181H245ZM206 181H207V180H206ZM257 181H258V180H257ZM259 181H260V178H259ZM216 182H218V181L216 180ZM255 182H256V181H255ZM262 182H264L263 179H262ZM190 183H192V182H190ZM207 183H209V181H208ZM237 183H238V182H237ZM244 183H247V180H246V182H244ZM253 183H254V182H253ZM257 183H259V182H257ZM257 183H254V184L257 185ZM260 183H261V182H260ZM197 184H198V182H197ZM263 184H264V183H263ZM250 185H251V184H250ZM261 185H262V184H261ZM259 186H260V185H259ZM261 187H263V186H261ZM46 192H47V191H46ZM97 194H98V193H97ZM91 195H92V194H91ZM93 196H94V195H93ZM95 196H96V194H95ZM95 196H94L93 198H96V197H97V198H98V197L100 198V195H98V196H96V197H95ZM90 197L92 198V196H90ZM116 197H118V196H116ZM211 199H212V198H211ZM211 199H210V200H211ZM214 199H215V198H213V200H214ZM224 199H226V198H224ZM233 199H234V198H233ZM233 199H232V200H233ZM242 199H244V198H242ZM246 199H247V198H246ZM260 199H261V198H260ZM262 199H263V198H262ZM213 200H211V201H213ZM226 200H227V199H226ZM229 200L232 202L231 199H229ZM240 200H241V198H240ZM244 200H245V199H244ZM244 200H243V201H244ZM247 200H248V199H247ZM251 200H252V198H251ZM253 200L255 201L254 198H253ZM253 200H252L250 203H248L247 201L245 202V205L248 203V204L246 205L248 211H245V212H251V211H253V212L255 213V211H256V212H259V211L262 212V210H263V215H261V217H259V218H262V223H261V225L264 226V203H263V204H262V203H258L257 201L253 202ZM211 201H210V202H211ZM216 201H217V200L215 199L213 202L215 203ZM227 201H228V200H227ZM227 201H225V202H226V203L230 202V201H228V202H227ZM260 201H261V200H260ZM210 202H209V204H210ZM213 202H212V203H213ZM234 202H235V203L224 204V202L222 203V201H220V200L218 199V201L216 202V205H217V206L220 205L219 207H224L225 209H228V210H231V208L235 207V205H236V206L238 205V206L241 207V203H242L241 201H238V202H240V203H239L240 205L237 204V203H238L237 201H234ZM205 203H206V202H205ZM214 203H213V204H214ZM243 204H244V202L242 203V205H243ZM203 205H204V204H203ZM214 205H215V204H214ZM204 206H205V205H204ZM238 206H237V207H238ZM212 207H213V205H212ZM240 207H238V209H239ZM184 208H185V207H184ZM207 208H208V205H207ZM202 209H203V208H202ZM205 209H206V208H205ZM208 209H209V208H208ZM211 209H212V208H211ZM218 209H219V208H218ZM241 210H242V209H241ZM209 211H210V210H209ZM235 211H237V210H235ZM243 211H244V209H243ZM213 212H214V211H213ZM256 214H257V213H256ZM235 215H236V214H235ZM236 216H237V215H236ZM258 216H260V215H257V218H258ZM243 217H244V216H243ZM238 218H239V217H238ZM252 218H253V217H252ZM236 219H237V218H236ZM243 220H244V219H243ZM250 220H251V219H250ZM252 220H255V217H254ZM259 220H261V219H259ZM259 220L257 219V221H259ZM235 221H236V220H235ZM240 221H242V220H240ZM233 222H234V221H233ZM238 222H239V221H238ZM238 222H237V223H238ZM243 222H244V221H243ZM253 222H254V221H253ZM234 223H236V222H234ZM237 223H236V224H237ZM239 223H240V222H239ZM248 223H250V222H248ZM258 225H260V224L258 223ZM238 226H239V225H238ZM240 227H241V226H240ZM240 227H238V229H239ZM244 227H245V226H244ZM250 227H251V226H250ZM228 228H229V226H228ZM234 228H235V226H234ZM245 228H247V227H245ZM39 229H40V228H39ZM226 229H227V228H226ZM229 229H230V228H229ZM249 229H250V228H249ZM252 229H253V228H252ZM236 230H237V229H234V231H236ZM55 231H56V230H55ZM237 231H238V230H237ZM53 232H54V230H53ZM256 232H257V231H256ZM258 232H260V231H258ZM258 232H257V233H258ZM54 233H55V232H54ZM58 233H60V232H58ZM58 233H57L56 235H58ZM61 234H62V233H61ZM71 235H73V233H72ZM213 235H214V234H213ZM213 235H212V236H213ZM53 236H54V235H53ZM229 236H230V235H228L227 239L230 238ZM216 237H217V236H216ZM224 238H226V237H224ZM224 238H223V239H224ZM248 239H249V238H248ZM253 239H254V238H253ZM76 240H77V239H76ZM208 240H209V239H208ZM243 240H244V239H243ZM258 240H259V239H258ZM206 241H207V240H206ZM246 242H247V240H246ZM254 242H255V241H254ZM249 243H250V242H249ZM249 243H248V244H249ZM256 243H257V242H256ZM236 244H237V243H236ZM253 244H254V243H253ZM233 245H234V243H233ZM237 245H238V244H237ZM251 245H252V243H251ZM255 245H256V244H255ZM249 246H250V244H249ZM245 247H246V246H245ZM249 249H251V248L249 247ZM262 249H263V248H262ZM257 250H258V248H257ZM229 251H230V250H229ZM233 252H235V250H234ZM258 252H259V251H258ZM262 252H263V251H261V253H262ZM250 253H251V252H250ZM231 254H232V253H231ZM231 254H230V256H231ZM251 254H252V253H251ZM233 255H234V254H233ZM235 255H238V254L236 253ZM248 255H249V254H248ZM262 255H264V252L262 253ZM246 256H247V255H246ZM254 256H255V255H254ZM257 256H258V255H257ZM240 257H241V255H240ZM240 257H239V258H240ZM252 257H253V254H252ZM258 257H259V256H258ZM249 258H250V257H249ZM256 258H257V257H256ZM237 259H238V258H237ZM241 259H244V258H241ZM258 259H259V258H258ZM258 259H257L256 261H254V262H253V260H252V262H250V263H251V264H264V263H263L264 261L261 262V261H262L261 259H264V257L261 256L260 261H259ZM221 261H222V260H221ZM233 261H234V260H233ZM245 262H246V261H245ZM231 263H232V262H231ZM235 263H236V264H237V263H239V264L242 263V264H243V261H241V260H240V261H239V260H236V261H234V264H235ZM210 264H211V263H210ZM229 264H230V263H229ZM244 264H247V263H244ZM248 264H249V262H248Z\"/></svg>",
  "mask_w": 264,
  "mask_h": 264
}]
</instances>
